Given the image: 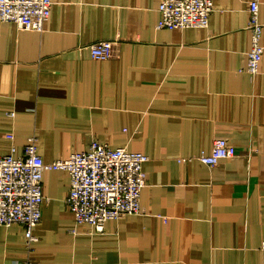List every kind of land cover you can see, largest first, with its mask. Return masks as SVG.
<instances>
[{"label":"crops","instance_id":"obj_1","mask_svg":"<svg viewBox=\"0 0 264 264\" xmlns=\"http://www.w3.org/2000/svg\"><path fill=\"white\" fill-rule=\"evenodd\" d=\"M212 1L206 27L157 29L161 0H51L41 32L0 23V155L35 135L44 163L93 142L148 157L139 213L102 233L67 209L68 174L45 170L30 264H264V54L245 71L250 0ZM259 21L264 44V0ZM215 139L238 156L179 161ZM26 258L23 227L0 226V264Z\"/></svg>","mask_w":264,"mask_h":264},{"label":"built area","instance_id":"obj_2","mask_svg":"<svg viewBox=\"0 0 264 264\" xmlns=\"http://www.w3.org/2000/svg\"><path fill=\"white\" fill-rule=\"evenodd\" d=\"M261 2L250 0L247 7L250 50L245 71L253 75L258 73L264 54L263 25L259 21ZM51 4V0H0V23H14L21 29L41 32ZM212 11V0H161L156 28L206 27ZM88 49L92 59L105 61L112 57L113 42L96 41ZM36 141L35 135L29 137L20 157L0 155V226L23 227L27 251L23 264H30L29 257L37 242L34 229L41 221V206L46 201L42 194L45 170H62L68 174L65 204L76 224H88L95 232L102 233L107 220L139 213L140 194L146 183L142 169L148 160L146 155L93 142L87 151L44 163L37 154ZM236 156L238 152L233 145L225 139H215L209 153L201 152L179 161L197 160L214 167L219 161Z\"/></svg>","mask_w":264,"mask_h":264}]
</instances>
